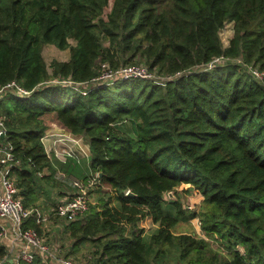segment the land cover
Listing matches in <instances>:
<instances>
[{"label": "trees", "instance_id": "1", "mask_svg": "<svg viewBox=\"0 0 264 264\" xmlns=\"http://www.w3.org/2000/svg\"><path fill=\"white\" fill-rule=\"evenodd\" d=\"M108 5L0 0V147L18 161L24 206L54 181L42 137L56 123L86 137L90 169L111 187L66 225L74 250L92 243L94 264H264V74L252 72H264V0H112L104 15ZM45 43L69 58L49 69ZM140 64L151 76L117 72ZM182 183L203 194L202 228L221 248L172 231L195 214ZM34 215L24 225L40 231ZM148 216L153 232L139 224Z\"/></svg>", "mask_w": 264, "mask_h": 264}, {"label": "built area", "instance_id": "2", "mask_svg": "<svg viewBox=\"0 0 264 264\" xmlns=\"http://www.w3.org/2000/svg\"><path fill=\"white\" fill-rule=\"evenodd\" d=\"M218 59L223 60V58ZM133 67L125 66L118 69L117 72L124 76L132 74L142 77L151 76L145 68L139 67L142 68L143 72H134L136 71V67ZM255 72L259 76V72L256 69ZM106 73L108 74L105 78L113 75L108 70ZM10 86H16L17 91L21 94L27 93L26 90L18 87L15 83L10 84ZM3 132L4 125L0 118V134L2 135ZM57 140H70L74 144L76 142V139L73 136H68L67 133L59 135ZM45 149L50 157L52 148L45 146ZM76 150L65 148L62 154L76 157L77 153L82 152V148L78 147ZM17 162L8 144L2 145L0 147V242L5 246L6 250L5 254L0 258V264H21L22 261L31 262L36 257H39L43 264H92L90 259H80L63 254L60 252L58 246L50 244L44 232L24 225L30 215L35 214L36 221L42 223L47 218L45 216L47 214L44 213L45 215H42V212L38 208L24 206L22 198L18 195V187L15 180L10 175L11 165ZM99 184L100 178L98 173H92L87 178H74L72 180L73 193L55 203L50 208L51 214L67 221L79 218L89 208L91 189L97 187Z\"/></svg>", "mask_w": 264, "mask_h": 264}, {"label": "rangeland", "instance_id": "3", "mask_svg": "<svg viewBox=\"0 0 264 264\" xmlns=\"http://www.w3.org/2000/svg\"><path fill=\"white\" fill-rule=\"evenodd\" d=\"M111 3H112V0H109V5H108V7L105 8L104 15H106L107 11H109V9L111 7ZM232 25H233V23L231 21H228L220 29V37H221V40H222V43L224 46H226L228 44L229 37L233 33ZM72 43H73V41H72ZM42 53H43V56H44V58L48 64V66H49V69H51L50 63L52 60H54V59L66 60L69 58V48L61 49L54 43H45L43 45ZM224 60H225V58H224ZM216 61L221 62L223 60H219L217 58ZM126 66H129V65H126ZM134 67H136L135 68L136 71H134V72H140V71L143 72L142 68H139V67L144 68V66L142 64L134 66ZM106 72H107V70L105 71V73L101 72L102 73L100 76L101 79H103V80L108 79V78H105V76L108 74ZM252 72L257 74L255 72V70L254 71L252 70ZM263 74H264V72H259V76H262ZM82 174L84 175L83 172H82ZM78 175H80V173L77 174L76 177L81 178V175L80 176H78ZM185 188H187V189L184 190ZM176 189L180 192L179 195H180L181 201L185 204V209L189 210V212L195 211V214L188 219H184V220L179 221L177 224H175L172 227V231L174 233H189V234H192L198 238H204L210 244L211 247H213V248L220 247L221 248L222 245L218 242V240H216V238L211 236L210 234H207L202 228V217H201L202 213L201 212H202V209H204V206L206 205L205 203L202 204L203 194L201 192H197L193 187H190L186 183H182V184L178 185ZM110 190H111V187L107 184L102 183V182L97 187L91 189L89 208H88V210H86L83 213V215H80L79 218H77V219H81L82 216H84V215H85V219L92 216L95 213V210L101 206V203L108 198V196L110 194ZM168 196H170V195H168ZM168 196L166 194V197H168ZM172 196H173V194H172ZM48 198L51 201L54 200L52 197H48ZM48 198H47L48 202L47 201L46 202L49 205L44 210H46L45 213L50 212V214L47 215V218L42 222L44 235H46L48 237V240H49L50 244H52V246L61 247L62 253L67 252V251H71V243H72L73 239L69 236L68 232H66L64 229L66 221L61 217L52 215L50 209H47L48 207L52 206V204H53V203L51 204V202H49ZM44 207L41 206V209ZM153 227L154 228L150 229L149 232H151L152 230L153 231L155 230L156 227L155 226H153ZM93 249H94V246L92 245V243L86 242V243L80 244V246L77 250H75L73 252L71 251L72 254L71 253H64V254L70 255L73 257H77L80 259H90L91 263L94 264L96 258H95V254L92 253ZM151 264H153V263H151ZM170 264H177V263L174 260ZM179 264H185V262H182Z\"/></svg>", "mask_w": 264, "mask_h": 264}, {"label": "crops", "instance_id": "4", "mask_svg": "<svg viewBox=\"0 0 264 264\" xmlns=\"http://www.w3.org/2000/svg\"><path fill=\"white\" fill-rule=\"evenodd\" d=\"M62 133H67V135L70 137L73 136L76 139L75 144L70 140L58 141L57 138L59 135H62ZM44 135L45 136L42 137L44 145L47 146V148H52L50 152L51 154L50 159H51V165L54 168L53 170L45 169V172L49 173L50 171H52L54 181H52L51 183L42 184L40 191H38V200L36 202L37 205H34V208H38L42 212V215L46 211L44 209L49 205L47 204L48 197H52L54 199L51 201L48 198L49 202H51V204L53 203L52 204L53 206L58 201L67 198L73 193L74 187L72 185V180L76 178L77 175L76 173L79 174L80 172H83L84 175H81V178L94 173L89 166L90 148L85 136L79 134L78 135L72 134L67 130H65V128H63L62 126L56 123H52L48 127ZM76 146L82 148L81 150L82 152L77 153L76 157L68 156L65 155L64 153L62 154L65 148H71L76 150V148H78ZM76 152L78 151L76 150ZM41 206L42 207L45 206V207L41 209ZM52 206L48 207L47 209H50ZM46 214L49 215L50 212ZM34 217L36 221V215H34ZM150 218L151 217H146L139 222V224L143 226L146 230H150L154 228L153 226L155 227L157 226ZM81 220L82 221L86 220L85 215L82 216ZM65 221L66 224L64 226V229L66 232H68L66 229V225L71 221H67V220ZM36 223L39 225L40 232H44L43 223H38L37 221ZM72 246L73 245L71 243V251L73 252L75 250L72 248ZM59 248H60V252H62L61 247ZM71 251H67L64 253L72 254Z\"/></svg>", "mask_w": 264, "mask_h": 264}, {"label": "water", "instance_id": "5", "mask_svg": "<svg viewBox=\"0 0 264 264\" xmlns=\"http://www.w3.org/2000/svg\"><path fill=\"white\" fill-rule=\"evenodd\" d=\"M98 174L100 176L102 174V172H99ZM126 194H128V195H134V193L130 189H127ZM169 195L172 196V192H169Z\"/></svg>", "mask_w": 264, "mask_h": 264}]
</instances>
